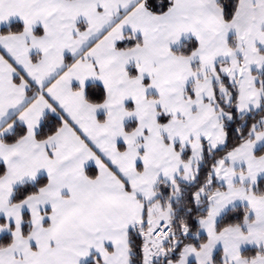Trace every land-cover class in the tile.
<instances>
[{
  "label": "snow or ice",
  "instance_id": "snow-or-ice-1",
  "mask_svg": "<svg viewBox=\"0 0 264 264\" xmlns=\"http://www.w3.org/2000/svg\"><path fill=\"white\" fill-rule=\"evenodd\" d=\"M0 264H264V0H0Z\"/></svg>",
  "mask_w": 264,
  "mask_h": 264
}]
</instances>
